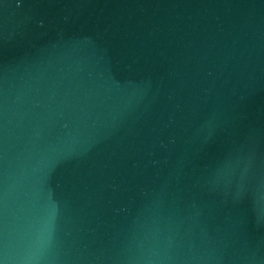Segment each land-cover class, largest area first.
Listing matches in <instances>:
<instances>
[{
    "label": "water",
    "instance_id": "1",
    "mask_svg": "<svg viewBox=\"0 0 264 264\" xmlns=\"http://www.w3.org/2000/svg\"><path fill=\"white\" fill-rule=\"evenodd\" d=\"M0 264H264V0H0Z\"/></svg>",
    "mask_w": 264,
    "mask_h": 264
}]
</instances>
